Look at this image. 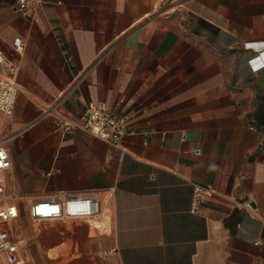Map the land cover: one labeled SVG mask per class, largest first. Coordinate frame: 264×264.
Returning <instances> with one entry per match:
<instances>
[{
	"label": "crops",
	"instance_id": "crops-1",
	"mask_svg": "<svg viewBox=\"0 0 264 264\" xmlns=\"http://www.w3.org/2000/svg\"><path fill=\"white\" fill-rule=\"evenodd\" d=\"M0 50L1 227L25 264H264V0H44L31 19L0 0ZM88 102L126 119L118 144L55 130ZM91 192V216L30 226L32 201Z\"/></svg>",
	"mask_w": 264,
	"mask_h": 264
},
{
	"label": "built area",
	"instance_id": "built-area-1",
	"mask_svg": "<svg viewBox=\"0 0 264 264\" xmlns=\"http://www.w3.org/2000/svg\"><path fill=\"white\" fill-rule=\"evenodd\" d=\"M44 0H13L14 9L21 16L32 18L33 9ZM24 42L19 37L12 40V48L21 52ZM16 65L0 50V112L10 115L17 94ZM51 111V110H47ZM55 130L65 132L82 130L111 144H118L128 132L127 121L122 115L112 113L104 106L88 102L76 121L54 115ZM6 137H0V193L3 191L2 173L10 166L8 150L4 144ZM209 193V187L195 185L191 200V210L195 211L200 194ZM96 192L87 195L68 198H47L34 200L28 207V215L32 222H44L61 218H86L98 211ZM17 216L15 205L0 207V252L4 253L7 261L12 264H25L18 249L19 242L10 237L1 224Z\"/></svg>",
	"mask_w": 264,
	"mask_h": 264
},
{
	"label": "rangeland",
	"instance_id": "rangeland-1",
	"mask_svg": "<svg viewBox=\"0 0 264 264\" xmlns=\"http://www.w3.org/2000/svg\"><path fill=\"white\" fill-rule=\"evenodd\" d=\"M42 223L43 222H32V220H31L30 226L34 227V226H38V225H40ZM21 249H22L23 254L25 253V254H27L29 256L30 252L28 250V247L24 248L23 245H22ZM33 250L35 251V248ZM33 253L37 254V252H33ZM26 264H43V263H40L39 261H36V262L35 261H30V258L28 257V261L26 262ZM44 264H46V263H44Z\"/></svg>",
	"mask_w": 264,
	"mask_h": 264
}]
</instances>
